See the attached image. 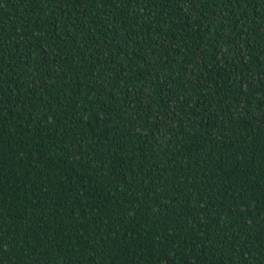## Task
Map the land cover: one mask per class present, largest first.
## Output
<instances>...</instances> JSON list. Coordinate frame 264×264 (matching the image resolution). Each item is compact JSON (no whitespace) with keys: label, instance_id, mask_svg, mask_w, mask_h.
<instances>
[{"label":"trees","instance_id":"trees-1","mask_svg":"<svg viewBox=\"0 0 264 264\" xmlns=\"http://www.w3.org/2000/svg\"><path fill=\"white\" fill-rule=\"evenodd\" d=\"M0 264H264V0H0Z\"/></svg>","mask_w":264,"mask_h":264}]
</instances>
